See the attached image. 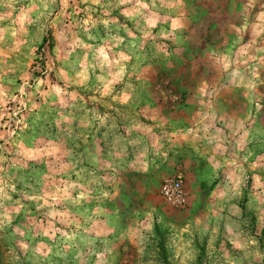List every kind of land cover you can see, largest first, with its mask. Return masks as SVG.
I'll return each instance as SVG.
<instances>
[{
    "label": "rangeland",
    "instance_id": "obj_1",
    "mask_svg": "<svg viewBox=\"0 0 264 264\" xmlns=\"http://www.w3.org/2000/svg\"><path fill=\"white\" fill-rule=\"evenodd\" d=\"M0 264H264V0H0Z\"/></svg>",
    "mask_w": 264,
    "mask_h": 264
},
{
    "label": "built area",
    "instance_id": "obj_2",
    "mask_svg": "<svg viewBox=\"0 0 264 264\" xmlns=\"http://www.w3.org/2000/svg\"><path fill=\"white\" fill-rule=\"evenodd\" d=\"M178 175H167L160 181L158 193L168 203L178 206L184 199V190Z\"/></svg>",
    "mask_w": 264,
    "mask_h": 264
}]
</instances>
